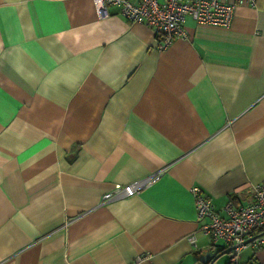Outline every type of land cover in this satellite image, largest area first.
<instances>
[{
    "label": "crops",
    "instance_id": "crops-1",
    "mask_svg": "<svg viewBox=\"0 0 264 264\" xmlns=\"http://www.w3.org/2000/svg\"><path fill=\"white\" fill-rule=\"evenodd\" d=\"M108 11L0 0V264H197L225 246L198 232L190 189L221 210L264 182V0L228 27L186 16L189 39L162 52ZM261 261L264 248L239 255Z\"/></svg>",
    "mask_w": 264,
    "mask_h": 264
},
{
    "label": "built area",
    "instance_id": "built-area-1",
    "mask_svg": "<svg viewBox=\"0 0 264 264\" xmlns=\"http://www.w3.org/2000/svg\"><path fill=\"white\" fill-rule=\"evenodd\" d=\"M256 0H234L227 3L221 0H92L98 18L110 16L108 7L118 9L119 15L128 23L146 26L157 39V50L164 51L175 39L188 40L183 22L186 16L201 25L228 27L235 15L238 5L255 6ZM160 172L125 185L114 184L112 190L101 197V203L120 196L131 197L151 186ZM196 218L199 223L198 232L206 236L212 246L223 244L232 246L228 262H239V255L248 245L253 249L264 248V182L253 187L250 201L245 205H237L228 201L221 210H216L210 198L205 196L197 186L190 189ZM259 231V233H257ZM257 234L256 236H253ZM250 238H253L249 242ZM196 234L188 237L194 246ZM143 259L137 256L123 264H139ZM258 264H264V261Z\"/></svg>",
    "mask_w": 264,
    "mask_h": 264
},
{
    "label": "water",
    "instance_id": "water-1",
    "mask_svg": "<svg viewBox=\"0 0 264 264\" xmlns=\"http://www.w3.org/2000/svg\"><path fill=\"white\" fill-rule=\"evenodd\" d=\"M253 238H250L249 240H247V242H249L250 240H252ZM232 246L225 248L224 250H222L221 252L215 254L213 252H207L206 254H204L203 256H201L199 258L200 262L206 263L208 262V264H213L219 257L223 256V255H228L230 253V251L232 250Z\"/></svg>",
    "mask_w": 264,
    "mask_h": 264
},
{
    "label": "rangeland",
    "instance_id": "rangeland-1",
    "mask_svg": "<svg viewBox=\"0 0 264 264\" xmlns=\"http://www.w3.org/2000/svg\"><path fill=\"white\" fill-rule=\"evenodd\" d=\"M225 256L226 255L221 256L220 258H218L214 264H225Z\"/></svg>",
    "mask_w": 264,
    "mask_h": 264
},
{
    "label": "trees",
    "instance_id": "trees-1",
    "mask_svg": "<svg viewBox=\"0 0 264 264\" xmlns=\"http://www.w3.org/2000/svg\"><path fill=\"white\" fill-rule=\"evenodd\" d=\"M257 233H259V231H258ZM216 245H218V244H216ZM214 246H215V245H214ZM225 248H226V247H222V249H221L219 252H221V251L224 250ZM228 255H229V254H228ZM196 263H197V264H208V262H206V263L200 262L199 259H197ZM227 264H230V263H227Z\"/></svg>",
    "mask_w": 264,
    "mask_h": 264
}]
</instances>
